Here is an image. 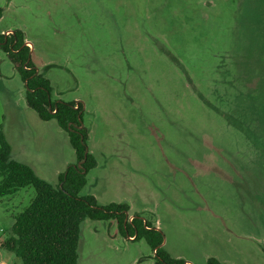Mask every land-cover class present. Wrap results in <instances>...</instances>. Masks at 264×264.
<instances>
[{
    "label": "rangeland",
    "instance_id": "obj_1",
    "mask_svg": "<svg viewBox=\"0 0 264 264\" xmlns=\"http://www.w3.org/2000/svg\"><path fill=\"white\" fill-rule=\"evenodd\" d=\"M263 4L0 0V33L23 32L52 99L82 104L97 164L80 195L127 203L128 219L149 221L190 264H264V115L257 131L256 114L244 112V67L257 55L249 26ZM25 96L0 48V130L12 158L57 185L76 152ZM35 194L29 185L0 197V264H23L3 242ZM78 254V264L154 261L147 240L123 235L116 220L86 218Z\"/></svg>",
    "mask_w": 264,
    "mask_h": 264
},
{
    "label": "trees",
    "instance_id": "obj_2",
    "mask_svg": "<svg viewBox=\"0 0 264 264\" xmlns=\"http://www.w3.org/2000/svg\"><path fill=\"white\" fill-rule=\"evenodd\" d=\"M254 7L252 14L257 16L250 22L249 30L255 32V42L250 46L257 55L244 67V112L256 114L253 127L257 126V131H261L258 126L261 117L257 115H264V4ZM0 48L25 82L28 106L41 119L56 120L67 132L77 158L60 174L59 184L54 185L38 175L28 163L12 158V145L0 130V197L29 185L36 190L32 202L14 216L3 247L20 257L23 264H78L82 222L86 218L116 220L123 235L147 240L154 251L153 264H190L184 258L172 256L161 245L162 232L149 221L137 215L128 219L127 203L99 204L93 194L80 195L88 171L97 164L95 155L88 149V129L83 124L82 104L52 99L51 81L31 60L30 47L25 44L21 30L0 33ZM206 264L227 263L210 256Z\"/></svg>",
    "mask_w": 264,
    "mask_h": 264
},
{
    "label": "water",
    "instance_id": "obj_3",
    "mask_svg": "<svg viewBox=\"0 0 264 264\" xmlns=\"http://www.w3.org/2000/svg\"><path fill=\"white\" fill-rule=\"evenodd\" d=\"M81 164H82L81 162L78 163L79 166H81ZM161 245H163V242L161 243Z\"/></svg>",
    "mask_w": 264,
    "mask_h": 264
},
{
    "label": "built area",
    "instance_id": "obj_4",
    "mask_svg": "<svg viewBox=\"0 0 264 264\" xmlns=\"http://www.w3.org/2000/svg\"><path fill=\"white\" fill-rule=\"evenodd\" d=\"M10 33V31H6V34Z\"/></svg>",
    "mask_w": 264,
    "mask_h": 264
}]
</instances>
